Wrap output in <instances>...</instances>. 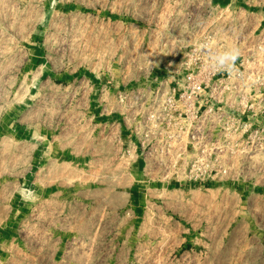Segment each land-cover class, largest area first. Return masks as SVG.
<instances>
[{
  "label": "rangeland",
  "instance_id": "obj_1",
  "mask_svg": "<svg viewBox=\"0 0 264 264\" xmlns=\"http://www.w3.org/2000/svg\"><path fill=\"white\" fill-rule=\"evenodd\" d=\"M195 1L0 0V264H264V161L183 188L120 148L118 94L199 37Z\"/></svg>",
  "mask_w": 264,
  "mask_h": 264
},
{
  "label": "built area",
  "instance_id": "obj_2",
  "mask_svg": "<svg viewBox=\"0 0 264 264\" xmlns=\"http://www.w3.org/2000/svg\"><path fill=\"white\" fill-rule=\"evenodd\" d=\"M211 2L196 0L184 16L190 38L200 31L193 43L159 67L150 85L118 94L123 155L141 161L145 176L183 188L208 189L234 180V165L264 161V27L258 14L246 13L205 23L215 14L200 5ZM204 43L209 48L198 51ZM229 48L239 50L231 75L211 66V54Z\"/></svg>",
  "mask_w": 264,
  "mask_h": 264
},
{
  "label": "clouds",
  "instance_id": "obj_3",
  "mask_svg": "<svg viewBox=\"0 0 264 264\" xmlns=\"http://www.w3.org/2000/svg\"><path fill=\"white\" fill-rule=\"evenodd\" d=\"M207 43L201 44L199 50L208 49ZM239 57V50L236 48H229L221 52L211 54L212 68L216 71L228 72L229 75L233 73L235 69V61Z\"/></svg>",
  "mask_w": 264,
  "mask_h": 264
}]
</instances>
